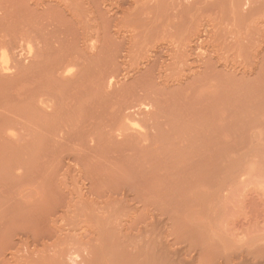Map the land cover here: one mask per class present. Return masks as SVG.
I'll return each mask as SVG.
<instances>
[{"label": "rangeland", "instance_id": "1", "mask_svg": "<svg viewBox=\"0 0 264 264\" xmlns=\"http://www.w3.org/2000/svg\"><path fill=\"white\" fill-rule=\"evenodd\" d=\"M0 264H264V0H0Z\"/></svg>", "mask_w": 264, "mask_h": 264}]
</instances>
